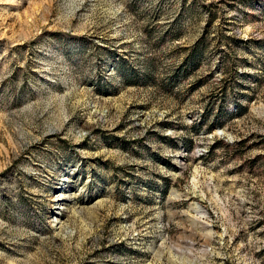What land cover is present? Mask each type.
Listing matches in <instances>:
<instances>
[{
  "label": "rangeland",
  "instance_id": "obj_1",
  "mask_svg": "<svg viewBox=\"0 0 264 264\" xmlns=\"http://www.w3.org/2000/svg\"><path fill=\"white\" fill-rule=\"evenodd\" d=\"M0 264H264V0H0Z\"/></svg>",
  "mask_w": 264,
  "mask_h": 264
},
{
  "label": "bare ground",
  "instance_id": "obj_2",
  "mask_svg": "<svg viewBox=\"0 0 264 264\" xmlns=\"http://www.w3.org/2000/svg\"><path fill=\"white\" fill-rule=\"evenodd\" d=\"M195 209H196V207H195ZM197 210L200 211V213H204V215H205V217H206V215H207V211L204 210L200 205H197ZM201 221H202L204 224H206V222H205L204 220L201 219Z\"/></svg>",
  "mask_w": 264,
  "mask_h": 264
}]
</instances>
